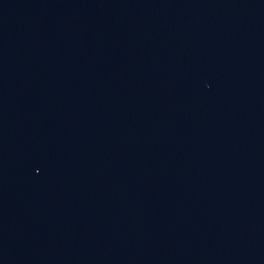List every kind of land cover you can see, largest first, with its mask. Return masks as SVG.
<instances>
[{"label":"water","instance_id":"water-1","mask_svg":"<svg viewBox=\"0 0 264 264\" xmlns=\"http://www.w3.org/2000/svg\"><path fill=\"white\" fill-rule=\"evenodd\" d=\"M0 264H264V0H0Z\"/></svg>","mask_w":264,"mask_h":264}]
</instances>
